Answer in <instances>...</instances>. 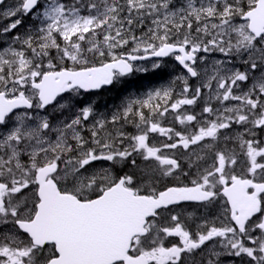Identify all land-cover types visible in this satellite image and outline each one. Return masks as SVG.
<instances>
[{
    "label": "snow or ice",
    "instance_id": "obj_1",
    "mask_svg": "<svg viewBox=\"0 0 264 264\" xmlns=\"http://www.w3.org/2000/svg\"><path fill=\"white\" fill-rule=\"evenodd\" d=\"M0 264H264V0H0Z\"/></svg>",
    "mask_w": 264,
    "mask_h": 264
},
{
    "label": "rangeland",
    "instance_id": "obj_2",
    "mask_svg": "<svg viewBox=\"0 0 264 264\" xmlns=\"http://www.w3.org/2000/svg\"><path fill=\"white\" fill-rule=\"evenodd\" d=\"M8 2L9 3H11L12 2V0H8ZM173 65H174V63L172 62V61H168L167 62V65H166V67H164L163 69H166L167 71H168V77H164V79H163V83L162 84H156V83H153L152 85H147L146 86V90H148L149 88H158V87H160L161 85H163V84H166L167 83V81L171 78V76L173 75ZM131 91H134V92H139V89H137V88H135V87H132V89H130ZM146 90H144V91H146ZM144 91H142L141 93H143ZM111 96H113V94L111 95ZM120 102V98L119 97H117V98H115L114 99V97L112 98V99H110L109 101H108V103L109 104H112V103H119ZM102 103H103V101H102Z\"/></svg>",
    "mask_w": 264,
    "mask_h": 264
}]
</instances>
